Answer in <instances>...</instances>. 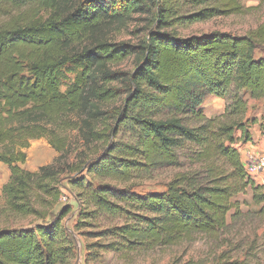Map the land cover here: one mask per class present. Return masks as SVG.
I'll return each instance as SVG.
<instances>
[{"label":"trees","instance_id":"obj_1","mask_svg":"<svg viewBox=\"0 0 264 264\" xmlns=\"http://www.w3.org/2000/svg\"><path fill=\"white\" fill-rule=\"evenodd\" d=\"M241 10L239 0H0V162L9 170L4 209L52 217L28 229H0V264L76 261V241L63 222L71 207L52 215L61 175L89 214L124 215L120 201L139 212L133 226L109 230L119 239L115 250L127 239L136 250L197 233L215 236L232 209L240 213L233 198L247 189L264 213V184L248 176L234 146L236 131L246 137L248 124L257 122L246 117L248 99L264 100V19L244 34L180 32ZM146 13L150 28L138 45L105 35L112 24ZM126 58L130 70L111 67ZM208 98L226 101L220 115H204ZM259 126L264 136V118ZM73 130L82 141L76 150ZM39 138L58 155L30 171L23 167L26 149ZM186 143L207 173L198 184L177 176L161 192L132 195L87 183L95 177L126 182L154 160L174 163Z\"/></svg>","mask_w":264,"mask_h":264},{"label":"rangeland","instance_id":"obj_2","mask_svg":"<svg viewBox=\"0 0 264 264\" xmlns=\"http://www.w3.org/2000/svg\"><path fill=\"white\" fill-rule=\"evenodd\" d=\"M242 10L238 14L216 17L204 22L193 23L181 29L182 35L197 34L208 31H230L244 34L255 28L264 19V0H239ZM150 28L149 15L134 14L123 23L112 24L105 35L113 42L124 43L128 46L138 45L148 34ZM123 72L132 67V58H126L119 64L112 65ZM225 100L222 98H208L203 106L206 117L218 116L223 112ZM120 104V100L116 102ZM248 119L254 118L256 123H249L246 137L236 131L235 147L238 149L244 166L251 161L250 155L264 158V137L259 122L264 118V100L248 99ZM72 148H82L80 136L73 130L68 133ZM248 138V139H246ZM130 144L128 135L123 140ZM193 145L186 143L177 151L174 163L154 160L151 165L131 176L126 182L110 181L95 177L88 179V184L95 188L97 185L108 184L119 191H126L132 195H143L149 192H161L166 184L177 176L185 177V184L195 185L205 181L207 173L200 172V165L193 161ZM27 160L23 167L35 171L38 167L52 163L58 155L45 138L32 140L26 149ZM74 151L68 160L74 158ZM82 174H87L86 171ZM9 170L0 162V229L15 228L28 229L37 224L47 223L33 216H14L4 209L5 200L1 193L2 185L8 180ZM253 179V178H252ZM254 181L264 184V170L255 176ZM59 186L62 196L52 208L53 218L58 215L62 207L69 205L71 213L64 219L65 226L72 233L76 241L77 258L72 264H216L220 261H243V264H264V213L259 212L260 206L252 201V192L247 189L237 194L233 200L239 202L240 213L233 215L234 209L228 214V225L215 236L206 234H192L176 243L161 241L153 246L148 242L128 249V239L122 240L115 250L112 244L114 238L109 230L115 226H133L134 214L139 212L129 202L120 201L119 205L127 212L121 216H105L103 214H89L91 209L78 203L71 191V185L60 176ZM131 242L133 240H130ZM127 249V250H126Z\"/></svg>","mask_w":264,"mask_h":264},{"label":"built area","instance_id":"obj_3","mask_svg":"<svg viewBox=\"0 0 264 264\" xmlns=\"http://www.w3.org/2000/svg\"><path fill=\"white\" fill-rule=\"evenodd\" d=\"M250 156L251 161L245 166V170L248 176L254 179L264 170V158L255 155Z\"/></svg>","mask_w":264,"mask_h":264},{"label":"crops","instance_id":"obj_4","mask_svg":"<svg viewBox=\"0 0 264 264\" xmlns=\"http://www.w3.org/2000/svg\"><path fill=\"white\" fill-rule=\"evenodd\" d=\"M264 137V136H263Z\"/></svg>","mask_w":264,"mask_h":264}]
</instances>
